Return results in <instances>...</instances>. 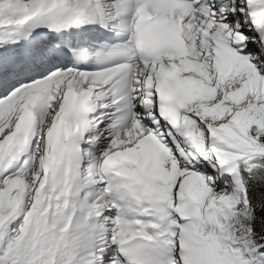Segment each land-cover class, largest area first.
Instances as JSON below:
<instances>
[{"label": "snow or ice", "instance_id": "obj_1", "mask_svg": "<svg viewBox=\"0 0 264 264\" xmlns=\"http://www.w3.org/2000/svg\"><path fill=\"white\" fill-rule=\"evenodd\" d=\"M0 264H264V0H0Z\"/></svg>", "mask_w": 264, "mask_h": 264}]
</instances>
